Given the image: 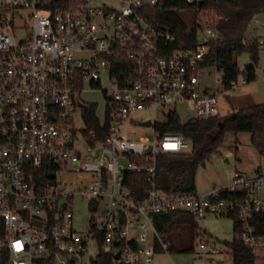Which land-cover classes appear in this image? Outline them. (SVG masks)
<instances>
[{"label": "built area", "instance_id": "1", "mask_svg": "<svg viewBox=\"0 0 264 264\" xmlns=\"http://www.w3.org/2000/svg\"><path fill=\"white\" fill-rule=\"evenodd\" d=\"M175 1L74 0L57 8L55 0H0V264H93L100 247L112 264H153L170 247L154 217L176 213L194 221L235 215L242 225L236 239L254 255L264 249L250 225L264 216L262 173L236 172L229 185L202 196L167 192L157 182L158 158L191 151L182 135L156 131L158 111L167 110L166 118L192 102L190 120L204 121L217 117L219 102L218 90H204L198 77L217 39L213 20H197L196 45L186 46L149 18V10ZM247 62L227 91L246 85ZM86 91L104 98L97 130L88 126L94 105L81 99ZM135 127L152 134L138 136ZM131 176L144 178L142 198L128 186ZM224 190L246 195L220 199ZM76 199L91 214L86 233L74 229ZM197 249L218 253L202 239Z\"/></svg>", "mask_w": 264, "mask_h": 264}, {"label": "trees", "instance_id": "2", "mask_svg": "<svg viewBox=\"0 0 264 264\" xmlns=\"http://www.w3.org/2000/svg\"><path fill=\"white\" fill-rule=\"evenodd\" d=\"M73 2L74 0H55L54 5L57 8H65ZM183 10L193 11L195 15L198 11L204 12L214 22L217 39L210 42L208 55L201 67H212L220 73L221 86L227 91L231 83L238 78V59L247 55L249 60L244 66L242 76L246 84L253 83L256 79L255 72L261 48L258 42L246 40V32L256 18L264 16V0H195L192 4L176 0L175 3L167 4L161 10H149L152 23L174 34L178 44L195 46L196 26L189 30L177 16V12ZM88 116L89 128L97 130L98 121L94 117V108H91ZM190 121L183 124L175 112H170L165 122L155 125L160 135L179 134L191 144L189 154L165 155L158 158L157 182L164 191L193 192L196 167L218 151L226 134H249L250 144L257 154L264 158V103L249 106L222 119L214 117L196 121V124ZM128 186L139 198L143 197L142 191L147 187L141 176L128 177ZM245 195L244 190L233 192L224 190L219 197L226 200H241ZM181 215L186 214L176 213L154 217L156 230L165 236L170 227L179 223ZM226 218L232 221V231L235 235L231 242L223 243L230 254L232 264H255V255L236 239V235L242 230L241 223L235 215L226 216ZM250 225L264 239V216L254 215ZM192 232L194 236L199 235L195 224L192 225ZM164 240L169 241L166 236ZM167 251H173L171 243ZM111 260L109 251L100 247L99 256L93 264H112ZM36 264L46 263L37 262Z\"/></svg>", "mask_w": 264, "mask_h": 264}, {"label": "rangeland", "instance_id": "3", "mask_svg": "<svg viewBox=\"0 0 264 264\" xmlns=\"http://www.w3.org/2000/svg\"><path fill=\"white\" fill-rule=\"evenodd\" d=\"M94 6L104 3V0H90ZM178 18L190 30L196 26V21L204 16L196 14L190 10L177 12ZM264 18L259 21L258 37L264 38ZM256 27L252 22L249 29L250 32ZM247 30V31H248ZM197 39L202 41L204 36L198 33ZM248 61V56L243 55L238 59V67ZM264 66V48L260 49L258 54V62L256 66V81L252 86L239 85L234 91H226L222 88L220 79L221 75L214 68H205L199 72L198 77L204 90H218L219 102L217 107V117L220 119L228 117L235 112L252 106L253 103L264 102V78L260 77V68ZM106 88V84H103ZM251 92L252 98H241L242 94ZM81 99L86 103L94 105V113L97 117L102 116L104 109V98L99 91H86L81 95ZM174 110L180 121L186 122L194 116V106L192 102H183L174 106ZM164 111H158L155 119L158 123L165 122ZM153 119V116H149ZM138 136H150L151 129H143L139 127L133 128ZM203 164V165H202ZM259 170L264 175V158L259 156L250 144V135L226 134L223 139L222 146L216 153L211 154L201 164H199L194 172V189L193 192L198 195H206L211 191L220 189L230 184L234 173L251 176ZM74 181L78 177L73 178ZM264 191L257 193L258 197H263ZM74 211V229L79 233H86L89 229V221L91 214L88 212L87 206L81 200L76 199L73 206ZM196 225L199 235L194 236L192 225ZM169 242L173 246V251L159 252L153 255V264H232L230 254L224 247V242H231L235 235L232 231V221L226 217L207 216L199 220H192L190 216L181 215L179 223L170 227L165 234ZM202 239L204 243L212 245L218 250L217 254L211 255L206 252H200L197 249L198 240ZM93 254L96 248H93ZM255 264H264V249H260L255 254Z\"/></svg>", "mask_w": 264, "mask_h": 264}, {"label": "crops", "instance_id": "4", "mask_svg": "<svg viewBox=\"0 0 264 264\" xmlns=\"http://www.w3.org/2000/svg\"><path fill=\"white\" fill-rule=\"evenodd\" d=\"M261 18H264V16H259L258 18H256L254 21H253V23H254V26H256V27H254L253 29H252V31L250 32V30H248L247 32H246V40L247 41H249V42H254V41H256V42H259L260 40H264V38H262V37H258L259 35L257 34V32H258V29H259V27H258V25H259V21H260V19ZM262 28L264 29V25L262 26ZM264 48V47H263ZM262 48V49H263ZM255 74H256V72H255ZM260 77L262 78V76H261V73H260ZM256 78H257V75H256ZM255 81H256V79H255ZM254 81V82H255ZM253 82V83H254ZM253 83H251V84H248L249 86H252V84ZM247 85V84H246ZM252 93L251 92H247L246 94H242L241 96V98H243V100L244 99H248V101H250V98H252V95H251ZM253 103V105H256V104H262V103H254V102H252ZM264 103V102H263ZM260 173V171L259 170H256L255 171V173L253 174V175H251V176H246V175H243V174H241L243 177H247V178H251V177H254V176H256L257 174H259Z\"/></svg>", "mask_w": 264, "mask_h": 264}, {"label": "water", "instance_id": "5", "mask_svg": "<svg viewBox=\"0 0 264 264\" xmlns=\"http://www.w3.org/2000/svg\"><path fill=\"white\" fill-rule=\"evenodd\" d=\"M84 109L87 110L86 107H85ZM190 122H191L192 124H196V120H191ZM143 126H145V127H149V126H150V123H149V122H146V123H144ZM202 165H203V164H202Z\"/></svg>", "mask_w": 264, "mask_h": 264}]
</instances>
